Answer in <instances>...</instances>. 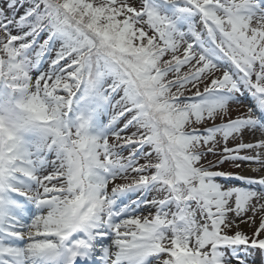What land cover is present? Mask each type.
Returning <instances> with one entry per match:
<instances>
[{
  "label": "snow or ice",
  "instance_id": "obj_1",
  "mask_svg": "<svg viewBox=\"0 0 264 264\" xmlns=\"http://www.w3.org/2000/svg\"><path fill=\"white\" fill-rule=\"evenodd\" d=\"M257 253L264 0H2L0 264Z\"/></svg>",
  "mask_w": 264,
  "mask_h": 264
},
{
  "label": "rangeland",
  "instance_id": "obj_2",
  "mask_svg": "<svg viewBox=\"0 0 264 264\" xmlns=\"http://www.w3.org/2000/svg\"><path fill=\"white\" fill-rule=\"evenodd\" d=\"M0 3H2V0H0ZM19 11H20V12H22V11H23V9H22V8H20V9H19ZM125 154H126V153H125ZM225 167H227V166H225ZM252 258H253V259H255V260L257 261V264H260V261H261V259H262V258L260 259V256H259V254H258V253H257V254H255V255H254V257H252Z\"/></svg>",
  "mask_w": 264,
  "mask_h": 264
}]
</instances>
